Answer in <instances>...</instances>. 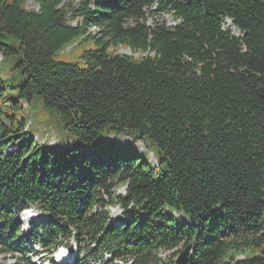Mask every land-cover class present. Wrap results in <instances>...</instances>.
Segmentation results:
<instances>
[{
    "label": "trees",
    "instance_id": "trees-1",
    "mask_svg": "<svg viewBox=\"0 0 264 264\" xmlns=\"http://www.w3.org/2000/svg\"><path fill=\"white\" fill-rule=\"evenodd\" d=\"M26 1L0 0V34L18 44L0 43V68L13 61L0 76V252L25 261L33 243L74 241L75 264H176L162 255L192 245L187 264H264V0ZM78 38L94 46L83 66L57 61ZM36 103L82 153L35 140ZM112 135L149 141L155 163L105 146ZM29 209L52 220L24 232Z\"/></svg>",
    "mask_w": 264,
    "mask_h": 264
},
{
    "label": "rangeland",
    "instance_id": "rangeland-1",
    "mask_svg": "<svg viewBox=\"0 0 264 264\" xmlns=\"http://www.w3.org/2000/svg\"><path fill=\"white\" fill-rule=\"evenodd\" d=\"M26 9L28 10H37L38 7L35 3V0H27L26 1ZM155 19H149L147 24L149 26H154ZM159 21H165L168 26H174L176 21L174 20L172 15H163L158 16ZM230 26V21L226 24L225 28L227 29ZM232 32L238 35L237 31L233 28ZM94 46L92 42H83L82 38H78L75 42L70 45L69 47L65 48L62 52H59L56 55V60L62 63H70V64H79L83 66L81 63L80 57L83 55L85 51L93 49ZM121 54L134 56L135 58L141 57L142 54H133L130 49L121 48L119 51ZM13 61L8 62L7 64H3L0 68V76L4 79H9L13 76L11 72ZM12 85H21L20 78L18 76L14 77V80L10 81ZM25 119L28 121V128L31 131L32 135H35V140L43 145L45 148H50L56 153H65L69 149H72L75 154L82 153L84 149L82 145L76 143L74 139H72L69 132L65 129L63 122L61 121L60 117H58L54 112H50L44 108L41 103H36L34 106L30 107L28 111L24 114ZM103 144L109 148H115L117 150L121 149H128L129 147H134L136 151L141 155L143 160L154 162L155 157L154 154L157 153L156 148L147 140H135V138H127L123 135L121 136H108V138H103ZM135 140V141H134ZM17 150L15 146H11L8 149V153ZM78 150V152H76ZM120 193L124 194L125 189L120 188ZM35 213H39L38 211L34 210ZM40 214V213H39ZM38 215V214H37ZM110 217L112 220L110 221L111 225L119 226V220L114 221V219H121L124 217L123 211L118 208L114 207L111 208ZM178 220L182 224L189 223V221L184 218L182 215H177ZM39 220V217L35 218ZM23 218H21V221ZM24 221V220H23ZM24 224V232H28L29 228L27 227V221ZM76 250V247L73 246ZM37 251L38 247H36ZM41 253V252H40ZM250 252H247L249 254ZM40 255V254H39ZM180 253L177 254L175 257L171 256V253H164L162 258L166 259H173L177 260ZM26 260L22 261L20 255H10V254H2L0 252V264H26L30 262L32 264H50V259L53 258L49 252L45 254H41L40 256H36L35 254L28 253L26 254ZM243 258V257H239ZM55 258H53L54 260ZM49 260V261H48Z\"/></svg>",
    "mask_w": 264,
    "mask_h": 264
},
{
    "label": "water",
    "instance_id": "water-1",
    "mask_svg": "<svg viewBox=\"0 0 264 264\" xmlns=\"http://www.w3.org/2000/svg\"><path fill=\"white\" fill-rule=\"evenodd\" d=\"M0 43L2 44H8L9 46L16 48L18 44H16L14 41H12L8 36L4 34H0ZM193 246L190 245L186 247L179 257L177 258L176 264H187L189 257L192 253Z\"/></svg>",
    "mask_w": 264,
    "mask_h": 264
}]
</instances>
